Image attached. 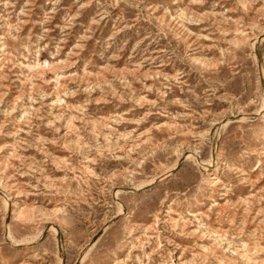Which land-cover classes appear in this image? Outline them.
<instances>
[{
  "label": "rangeland",
  "instance_id": "obj_1",
  "mask_svg": "<svg viewBox=\"0 0 264 264\" xmlns=\"http://www.w3.org/2000/svg\"><path fill=\"white\" fill-rule=\"evenodd\" d=\"M264 0H0V264H264Z\"/></svg>",
  "mask_w": 264,
  "mask_h": 264
},
{
  "label": "bare ground",
  "instance_id": "obj_2",
  "mask_svg": "<svg viewBox=\"0 0 264 264\" xmlns=\"http://www.w3.org/2000/svg\"><path fill=\"white\" fill-rule=\"evenodd\" d=\"M263 111H264V106H263Z\"/></svg>",
  "mask_w": 264,
  "mask_h": 264
}]
</instances>
